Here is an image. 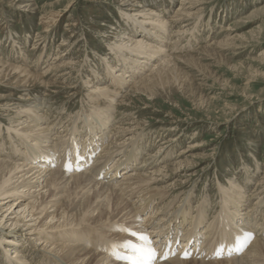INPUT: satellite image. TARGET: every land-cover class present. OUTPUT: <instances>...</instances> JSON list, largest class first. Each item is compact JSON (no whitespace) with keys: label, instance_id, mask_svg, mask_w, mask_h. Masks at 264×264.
Here are the masks:
<instances>
[{"label":"rangeland","instance_id":"obj_1","mask_svg":"<svg viewBox=\"0 0 264 264\" xmlns=\"http://www.w3.org/2000/svg\"><path fill=\"white\" fill-rule=\"evenodd\" d=\"M25 1L0 0V56L13 66H28L36 74H46L45 72L54 63L57 66L68 63L66 69L58 67L46 74L47 81L57 80L63 83L56 84L51 90L53 92L51 97L44 93L40 85L31 92V98L37 97L39 101L37 104L45 102L42 107H51V113L55 110L62 111L66 120L78 113H92V110H95L90 97L94 90L93 85L99 84L94 79L95 72H103L105 66L117 68L114 71L118 72L119 67L124 65H120L117 55L112 53L113 47L119 44L120 39L127 41L142 37V34H139L140 30L135 32L139 27L133 25L130 17L140 16L137 11L142 9H153L162 19L169 21L166 22L169 25L180 6V0H130L131 3L129 0H34L36 7L32 12H28L22 7L27 5ZM198 1L200 3L194 10V19L182 23L181 26L175 23L176 27L168 31V36L170 37L172 30H178L180 27L187 26L185 30L189 31L180 34V37L177 36V40L170 44L167 37V43L162 46L163 49H168L172 58L177 57L176 71L171 74L173 76L170 75L165 83L156 85L151 95L135 93L129 96V101L123 103L118 116L124 121L131 116L139 123L138 132L141 134L137 133L140 136L139 141L147 146L142 150L144 152L141 159H145L148 153L156 150L168 137L178 140L173 143L174 156H169L167 160L171 158L173 161L177 156L179 157L192 143L203 144L193 154L196 159L188 158L187 155L181 158L187 166L181 171L183 176H179L182 181L189 183L174 192L175 194L180 192L178 194L180 198L175 205L183 206L191 198L193 199L191 206L195 210L208 201L209 210L214 213L220 205L219 198L222 192L232 189L233 183L244 187L243 194L249 196L253 195L257 182L264 181V0ZM56 14L60 15L58 23L49 28L45 27L41 18ZM142 18L143 16L140 21ZM155 62L156 60L153 64ZM18 72L0 67V79L4 73H9L11 76L5 79L6 81L10 79L11 86H8L9 83L6 81L0 82V134L2 135L8 132L6 128L11 124L10 117L4 109L5 104L10 101V105H16L13 113L10 114L11 118H17V109L24 104V100L20 98L22 88L17 90L15 86L14 79L19 76ZM63 72L67 73V76H62ZM105 83L108 81L104 80L101 84ZM17 105L20 106L17 108ZM20 128L22 127L18 129ZM85 131L83 134L86 135ZM7 137L3 145L8 154L12 151L14 141L17 140L9 142ZM0 139L3 137L0 136ZM150 143L156 144L155 147L152 145V148H149ZM93 149L96 151L98 148ZM185 161H194V165H188ZM247 170L249 173L246 172ZM172 179L176 181L179 178L174 176ZM248 179H252L249 188L246 186ZM257 188L259 191L250 198V201L257 202V196L264 197V185L261 187L259 185ZM83 192V188L71 187L68 184L64 186L63 191H60L59 197L66 198L67 201L72 199V196L83 197L81 201L77 198L73 203V206L78 208L81 204L97 205L98 198L95 197L94 192L89 191L82 195ZM183 195L186 198L189 195L190 197L186 200ZM25 196L27 198L23 200L21 197H14L12 202L23 201L17 210L23 213L27 209L26 214L24 213L26 217L32 211L29 204L33 203L36 195L32 191ZM102 204L105 202L102 201ZM250 207L251 204L245 202L242 206L243 212H248ZM14 208L16 206L9 212ZM57 210L62 214L65 206L59 204L54 209L49 208L48 212L53 214ZM76 212L74 208L67 210V215L72 216L71 219H67L68 223H73L74 226L84 220L76 216ZM98 213L94 211L91 218H96ZM2 214L3 212L0 216ZM148 215V212L140 213L134 222L114 220L112 223L115 229L104 233V240L101 242L87 247V249L91 248L89 250L92 252L91 256L97 253L95 256L101 258L103 261L101 264L106 262L124 264L125 262L118 261L115 256L111 257L104 250L107 247L106 243L108 240H117L120 237L134 238L130 233L145 229ZM258 219L263 227L264 219ZM29 220L31 219H25V223L29 224ZM41 220H44L45 224L55 225L58 219L53 222L50 218L39 219ZM221 220L217 219L216 224H220ZM62 222L63 219L56 224ZM4 224L0 226V230L4 231L2 234L0 232V235H7L15 241L16 238L23 240L27 247H16L8 253L0 244L1 264L15 256V250L22 251L24 256H27V264H46V258L49 256L44 257L43 253L33 247L39 244V238L42 237H39L38 241L28 240L30 230L23 223L12 225L10 221L8 225L4 226ZM68 226L66 228H70L71 225ZM17 231V235H14ZM116 233L119 235L115 236ZM90 239L91 235L86 241ZM50 241L51 244L73 243V238L70 234L57 233V236L50 238ZM5 245L8 250L7 245L10 244ZM196 248L187 250L190 258L183 259L194 260L192 254L196 252ZM172 249V253L175 252L177 255L178 247L176 248L174 244ZM118 253L124 252L119 250ZM157 253L160 257L163 256L160 255L161 252ZM226 254L228 259H232L231 253ZM15 261L17 259H11V262ZM248 261L244 263L249 264ZM261 263L264 264V257Z\"/></svg>","mask_w":264,"mask_h":264},{"label":"bare ground","instance_id":"obj_2","mask_svg":"<svg viewBox=\"0 0 264 264\" xmlns=\"http://www.w3.org/2000/svg\"><path fill=\"white\" fill-rule=\"evenodd\" d=\"M25 2L27 5L22 7L32 12L36 7L35 1L26 0ZM199 3L198 0H180L179 9L169 25L166 23L169 21L162 19L153 9H142L137 11L140 16H131L133 25L139 27L135 29V32L140 30L139 34H142V37L127 41L120 39L119 44L113 47L112 53L117 55L120 65H124L119 67L118 72L114 71L117 68L111 66L109 68L105 66L103 72L94 71L96 73L94 79L96 83H99L93 85L94 90L90 95L95 110H92V113H78L69 120H66L62 111L55 110L56 112L51 113V107H42L45 102L37 104L39 102L37 97L31 98V92L39 85L44 89L45 92H43L51 97L53 94L51 90L61 82L52 79L47 81L46 74L58 67L66 69L68 63L57 66L52 62L54 65L45 72L46 74H36L30 67L13 66L0 56V67L19 71V76L12 79L15 80L17 90L22 88L20 98L24 100L23 106L17 105V108L19 107L17 118L12 117V119L10 116L16 105H10L9 101L4 106L11 124L6 128L8 132H4L5 135L0 134L3 137L0 139V206L4 205L0 208L2 209L0 214L3 212L0 216V226L4 223V226L8 225L10 221L12 225L24 224L25 219H31L29 224H24L30 230L28 240L40 239L39 244L33 247L43 253L44 257L49 256L46 258V264H56V262L57 264H101L103 262L101 258L98 259V256H95L97 253L91 256L92 252L89 251L91 248L87 249V247L104 240V233L115 229L112 223L114 220L134 222L137 215L143 212L149 214L147 226L136 233L148 236L155 251L163 255L160 257L158 254L155 264H245L246 260L250 261H248L249 264H262L264 226L262 227L263 224H260L258 218L264 219V197L257 196V202L250 201V198L256 195L259 191L257 187L264 185V181L259 180L253 195L249 196L243 194L244 187L233 183L232 189L223 191L222 196L220 193V205L214 213L210 212L208 201L194 210L191 206L193 199L187 200L190 195L187 198L183 195L187 202L183 206H176L180 192L178 194L174 192L189 183V181H182L179 176L187 166L181 158L187 155L188 158L196 159L193 154L203 144H190L188 150L183 151L172 161L171 158L168 160L167 158L174 156L173 143L178 139L168 137L156 150L148 153L145 159H141L145 146L139 141V135H141L138 132L139 123L131 116H128L125 121L118 116L123 103L129 101V96L135 93L151 95L156 85L165 83L170 75L175 73L177 57L172 58L168 49H163L162 46L167 43V37L170 44L177 40V36L180 37V34L189 31L185 30L187 26L180 27L178 30H172L170 37L168 36V31L176 27L175 23L181 26L182 23L194 19V10ZM138 7L142 8L140 5ZM141 16L143 18L140 21ZM59 17L58 14L43 16L41 21L45 27L49 28L58 23ZM11 38L14 41L13 37ZM54 60L56 61L57 58ZM153 60H156L154 64ZM61 75L67 76V73L63 72ZM8 77L11 78L9 73H4L0 82L6 81ZM9 80L6 82L9 83ZM104 80L108 83L101 84ZM8 86H11L10 83ZM128 93L130 94L126 96ZM114 113L116 114L113 115ZM19 127L22 128L18 129ZM84 131L86 135L83 134ZM51 133L54 134L51 135ZM6 136L9 142L17 140L14 141L12 151L8 154L3 145ZM150 144L149 148H152L153 143ZM93 148L98 149L95 151ZM56 153L57 156H55ZM185 162L188 165H194V161ZM37 164H39L38 167H36ZM86 169L87 171H83ZM246 172L249 173V170ZM174 176L179 179L174 181L172 179ZM251 180L248 179L246 182L248 188L251 186ZM68 184L71 187L83 188L82 195L85 192H94L95 197L98 198L97 205L81 204L78 208L73 206L78 195L72 196L69 201L59 197L60 191H63L64 186ZM32 191L36 195L33 203L29 204L32 211L25 217L27 209L19 213L17 207L23 203V199L27 198L25 195ZM14 197H21L22 200L13 203ZM82 198H78V201ZM102 201L105 204H102ZM245 202L251 204L246 213L242 210ZM59 204L65 206V211L59 214L57 210L49 214L48 209H54ZM14 206L16 208L9 212ZM73 208L77 211L76 216L84 219L75 226L73 223L69 222V224L67 220L72 218L67 215V210ZM94 211L99 213L96 218H91ZM46 218H50L52 222L58 219L56 223L63 219V222L52 225L45 224L44 220L39 221ZM217 219H222L220 224H216ZM262 222L264 223V220ZM66 223L71 225L70 228H66L69 227L65 225ZM0 232L4 233L3 230ZM17 233L18 231L14 235ZM57 233L70 234L73 243L51 244L50 238L56 237ZM116 234L115 236L119 235ZM248 234L254 238L249 237ZM90 235V241H86ZM77 239L79 241H75ZM249 240L250 242H247ZM129 241L135 244L142 243L137 237H120L117 240H108L104 250L112 257L119 250H122V253L125 252L126 250L119 246ZM22 243L23 240L18 238L15 241L7 235H0V244L8 253L16 247H27ZM5 244H10L7 245L8 250ZM174 244L176 248L178 247L177 255L175 252L172 253ZM195 247H197L196 252L192 254V257L196 260H184L185 251ZM221 249L224 250L223 258L217 259ZM237 249L241 250L237 251ZM226 253H231L232 259H228ZM14 255L11 259H17V261L11 262L10 259L2 264H27V256L25 257L22 251L15 250ZM88 257L89 260H87ZM22 258L25 260H21Z\"/></svg>","mask_w":264,"mask_h":264},{"label":"snow or ice","instance_id":"obj_3","mask_svg":"<svg viewBox=\"0 0 264 264\" xmlns=\"http://www.w3.org/2000/svg\"><path fill=\"white\" fill-rule=\"evenodd\" d=\"M131 236L137 237L142 243L135 244L132 242H125L119 247L125 249L126 251L121 253H115V259L125 264H155V261L158 259V253L155 251L152 242L149 240V237L146 235H138L136 232H131ZM251 237V234H248ZM254 238V237H251ZM247 242H250L247 241ZM241 249H237L239 251ZM224 250L221 249L217 255V259H222ZM167 259V257H165ZM184 258H190L186 252Z\"/></svg>","mask_w":264,"mask_h":264}]
</instances>
